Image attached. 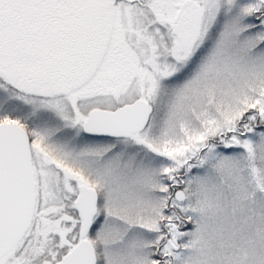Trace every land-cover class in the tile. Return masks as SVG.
Instances as JSON below:
<instances>
[{
  "label": "rangeland",
  "instance_id": "rangeland-1",
  "mask_svg": "<svg viewBox=\"0 0 264 264\" xmlns=\"http://www.w3.org/2000/svg\"><path fill=\"white\" fill-rule=\"evenodd\" d=\"M45 1L49 26H60L46 29L50 50L78 62V53H69L78 52L90 26L102 21L110 26L111 62L74 97L52 96V79L38 80L40 88L30 94L0 79V122L26 109L25 122L35 123L36 195L29 229L0 264L58 263L81 239L74 207L79 185L97 195L86 236L96 262L153 264L166 190L159 175L186 165L184 199L170 204L183 212L189 229L177 231L174 251L164 249L173 251V264H264V128L253 126L254 119L264 121V0H203L204 9L188 14L183 1L199 6V0ZM20 26L11 20L2 28L10 31L0 35V64L33 82L26 74L31 40ZM148 26L207 27L188 54L178 56ZM55 81L68 88L75 79ZM91 87L97 100H85ZM138 96L153 107L143 131L128 138L81 133L90 108L114 109ZM245 118L246 133L234 136L237 147L223 141L202 149Z\"/></svg>",
  "mask_w": 264,
  "mask_h": 264
},
{
  "label": "flooded vegetation",
  "instance_id": "flooded-vegetation-1",
  "mask_svg": "<svg viewBox=\"0 0 264 264\" xmlns=\"http://www.w3.org/2000/svg\"><path fill=\"white\" fill-rule=\"evenodd\" d=\"M173 2H175V0H173ZM198 3L199 6L197 5L193 6L191 2L183 1L182 4L184 5V13L188 14L189 10H191L190 12L192 13L193 11H195L194 13H197L199 10L205 8V6L202 7V5L204 4L203 0H199ZM174 7L175 6H170L166 8L169 9L171 13V11L174 10L173 9ZM179 11H181V9ZM49 14H50L49 5L48 2H46L45 0H0V35L7 36V33L10 30H5L4 31L5 33H3L1 30L2 28H4V26H10L11 20H19L21 24L24 25V26H20L23 30L26 31L24 37H28L29 40H31V48L29 51L30 52L29 55L31 57L29 62L30 66L28 67L26 74L28 75L29 78L35 81L24 82L22 80H19L20 77L19 74L15 72V70H13L10 66H8V63L6 62L0 64V79L10 86L13 87L18 86V88L21 91L27 92L29 94L34 93L40 88L38 80H43V79H52L50 81V85L54 88H57L56 90L57 93L55 95L53 94L52 96H58V95L66 96L70 93L73 94L74 91L85 92L86 89L83 87V85L88 83L92 78H94L97 75L102 64H104L105 62H111L110 55L112 54L111 53L112 50L110 45V34H109L110 26L107 23H102V21H95L93 23V26H90L91 27L90 38L82 41L83 44H81V49L78 52L72 51L69 53V54L78 53V57H77L78 62H69L65 60V58H61L58 55H56L57 51L50 50L48 46H46L45 44L46 29L48 27L60 28V26H49L50 25ZM27 18L30 20L28 24L25 23ZM93 18L95 20L98 19V17L96 19L94 14H93ZM153 21L156 22L157 18H153ZM148 27L153 28L154 35L156 36V38L159 40L160 39L164 40L165 44L170 49L173 50V53H175L178 56L179 55L182 56L184 52L186 53V55L188 54L189 49L193 46L194 42L198 38V34L201 31H203L207 26H148ZM186 37H189L187 41H185ZM73 57L74 56L70 55L67 57V59H72ZM70 63H73V65L71 66ZM66 67H70L72 71L65 72ZM57 69H61V70L64 69V71L62 70V72H60ZM3 73H11L14 76V78L9 81L5 78V74ZM126 74H128V72H126ZM59 78L75 79V81L73 86L67 88L63 84H60L59 82L55 81V79H59ZM61 88L64 89L63 92H60ZM90 89L91 92H89V98L85 100H92V101L97 100V98H99L97 89L95 90L94 87H91ZM84 95H86V93ZM138 99H141L140 96L132 100L124 101L114 109L94 106L90 108L91 109L90 111L98 110V109L115 110L121 106L131 104ZM249 113H251L250 110L248 112H245V114H249ZM24 114L26 115V109L20 115V117L23 120L25 119ZM86 117L84 121L86 120ZM242 121L247 122V119L246 118L244 120L239 119L238 122L235 124L234 130H230L226 133L224 132L218 134L216 138H209L207 140L208 142L206 143L207 146L204 145L202 149L205 150L206 147H208L209 145L218 146L219 144L223 143V141L231 142L232 144H234L235 147H237L236 146L237 139L234 138V136H242L244 133H246L243 131ZM32 122H33L32 120H28V124H27V122H25L24 120L22 121V123H20V125L25 128V130L29 135L30 147L32 144L31 135L35 129V123ZM83 122L81 123V133H84L85 135L88 136H95L83 132L82 130ZM253 126L255 128L258 127L262 129L264 128V121L258 118L254 119ZM100 137H105V136H100ZM231 147L232 146H230L229 149ZM187 168L188 166L186 165L181 169V172H178V169L176 170L174 169L173 171L170 166L167 168L168 169L167 174L159 175V177H162L161 180L164 182L166 190L164 196V203L162 206V215L158 219V227L157 230H155V232L159 234V241L153 247V251H152L153 264H173L174 260L172 254L173 251L177 248L176 246L177 243L176 237L178 236L177 231L182 232L183 230L189 229L188 228L189 223L183 212L178 210L177 207L170 204L172 199L177 202H181L184 199L182 188L184 185V179L188 180L189 171ZM170 170H171L170 172L171 174L169 175ZM179 193L182 196L179 195ZM179 197H182V199L178 200ZM94 218L95 217H93V220ZM92 225H93V221H92ZM167 247H172L173 251L172 250L170 252L165 251L164 249ZM63 256L59 258V262ZM59 262L56 264H59ZM95 264H98L96 262V256H95Z\"/></svg>",
  "mask_w": 264,
  "mask_h": 264
},
{
  "label": "water",
  "instance_id": "water-1",
  "mask_svg": "<svg viewBox=\"0 0 264 264\" xmlns=\"http://www.w3.org/2000/svg\"><path fill=\"white\" fill-rule=\"evenodd\" d=\"M189 37L185 38L187 41ZM12 80L11 73H3ZM64 89L61 88L60 92ZM153 107L143 99L115 110L98 109L82 124L89 135L127 138L148 124ZM179 195H181L179 193ZM182 196V195H181ZM179 197L178 200H181ZM97 195L85 185L78 187L74 206L81 218L80 235L89 232L96 212ZM35 207V182L30 141L26 130L13 122L0 123V259L8 255L30 227ZM59 264H95L89 240L81 239Z\"/></svg>",
  "mask_w": 264,
  "mask_h": 264
},
{
  "label": "trees",
  "instance_id": "trees-1",
  "mask_svg": "<svg viewBox=\"0 0 264 264\" xmlns=\"http://www.w3.org/2000/svg\"><path fill=\"white\" fill-rule=\"evenodd\" d=\"M20 118H21L20 116H15L14 114H12L9 119L18 123H22V120Z\"/></svg>",
  "mask_w": 264,
  "mask_h": 264
}]
</instances>
